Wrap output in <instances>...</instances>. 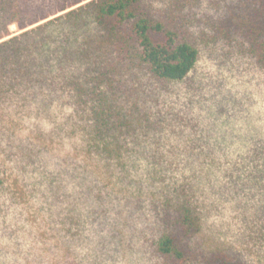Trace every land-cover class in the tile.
<instances>
[{"label": "rangeland", "instance_id": "374dc122", "mask_svg": "<svg viewBox=\"0 0 264 264\" xmlns=\"http://www.w3.org/2000/svg\"><path fill=\"white\" fill-rule=\"evenodd\" d=\"M198 26L199 60L185 80L143 79L153 124L120 161L88 151L68 92L36 89L23 107L0 109V264H185L154 248L153 206L178 189L202 217L187 264H221L220 254L264 264V69L203 42ZM23 32L13 24L7 39Z\"/></svg>", "mask_w": 264, "mask_h": 264}, {"label": "trees", "instance_id": "16d2710c", "mask_svg": "<svg viewBox=\"0 0 264 264\" xmlns=\"http://www.w3.org/2000/svg\"><path fill=\"white\" fill-rule=\"evenodd\" d=\"M160 3L0 0V109L23 107L36 89H47L53 98L68 92L88 125V151L120 161V150L153 124L139 98L143 79L181 82L195 68L199 49L193 26L204 25L203 42L221 41L264 69V0ZM13 24L24 32L7 39ZM195 201L178 189L165 191L159 208L153 206L160 231L154 248L160 257L190 261L191 243L201 230ZM217 259L234 262L227 254Z\"/></svg>", "mask_w": 264, "mask_h": 264}]
</instances>
